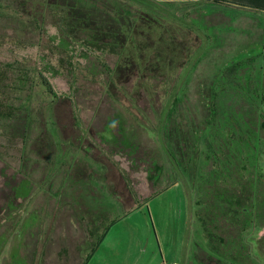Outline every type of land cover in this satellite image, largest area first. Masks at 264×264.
Here are the masks:
<instances>
[{
  "label": "rangeland",
  "instance_id": "374dc122",
  "mask_svg": "<svg viewBox=\"0 0 264 264\" xmlns=\"http://www.w3.org/2000/svg\"><path fill=\"white\" fill-rule=\"evenodd\" d=\"M201 2L180 3L183 11L189 9V24L171 30L173 44L159 48L148 62L141 56L140 63L120 66L115 55H104L106 72H117L110 86L106 74L95 78L88 72L94 58L62 59L46 45L22 50L5 41L0 47V62L16 63L22 78L41 74L56 95L47 93L41 80L29 86L21 81L18 95L0 88V264H81L82 259L86 264H217L192 214L193 198L175 167L180 156L174 148L192 137L191 128H205L219 69L263 43L264 16ZM48 31L57 34L53 27ZM159 59L169 75L154 71ZM253 62L247 66L255 79L261 64ZM140 65L159 78L139 77ZM234 70L226 72V83L236 78ZM31 95L35 121H40L32 123L27 140L22 124L9 129V108ZM220 130L232 137L227 127ZM148 152L141 163L139 155ZM153 165L162 167V181L150 180L147 170ZM261 165L264 169V156ZM20 184L33 194L15 199L9 211ZM10 214L22 216L17 233L16 219L6 221ZM263 235L264 228L254 238Z\"/></svg>",
  "mask_w": 264,
  "mask_h": 264
},
{
  "label": "trees",
  "instance_id": "16d2710c",
  "mask_svg": "<svg viewBox=\"0 0 264 264\" xmlns=\"http://www.w3.org/2000/svg\"><path fill=\"white\" fill-rule=\"evenodd\" d=\"M201 1H211L212 5H233L264 16V0H0V47L5 45V41L22 50L46 45L55 47L63 54L62 59H65L64 55L72 59L85 58L90 62L94 58L96 63L88 67V72L95 78L106 74L110 77L106 86H110L117 72L116 69L106 72L102 60L104 55H115L120 66L130 67L139 62L141 56H146L145 62H148L156 52L159 53V48L173 44L175 38L171 30L179 32L189 24V9L183 11L180 3ZM48 26L55 28L57 34L50 35ZM262 28L264 30V26ZM249 61L261 64L255 79L250 66H247ZM161 63L159 59L157 64L160 67H153L154 71L160 70L162 76L169 75L170 68L164 69ZM15 65L0 62V88L4 86L7 93L18 95L22 90L21 81L29 86L34 85L31 80H41L46 92L56 97L51 84L41 79V74L31 79L22 78V68L16 69ZM231 68L235 69L233 75L236 78L226 83L225 74ZM150 72L147 66H139V77L153 74ZM10 73L12 79L9 78ZM152 76L159 78L155 74ZM220 88L223 91H219ZM31 100L32 95L25 103L20 99L19 105L9 108V129L22 127L21 130L27 132V140L32 132V123L40 121H35ZM174 101L178 102L175 98ZM208 101L205 128L197 132L191 128L188 131L192 137L183 139L185 144L174 148L180 156L174 159L175 167L190 187L192 214L200 226L208 255L217 264H260L257 257L264 258V235L256 240L254 233L264 228V169L261 165L264 156V41L240 52L219 69ZM168 115L171 123L175 109ZM225 121H228V126H225ZM226 127L231 130L230 138L224 135L225 130H220ZM107 129L112 134V126H107ZM186 135L188 137L187 132ZM38 136L40 134L35 137ZM130 150L133 155V148ZM148 155L149 152L139 155L141 163H146ZM203 157L206 158L204 164ZM150 168L147 171L151 181L156 183L164 179L165 173L160 165ZM22 187L20 184L13 190L15 196L7 205L9 211L15 208V199L31 198L33 189L24 193ZM17 214L6 217V221L16 219V233L23 220ZM3 226L0 222V230ZM94 236L92 234V239ZM86 263L87 260L82 259L81 264Z\"/></svg>",
  "mask_w": 264,
  "mask_h": 264
},
{
  "label": "built area",
  "instance_id": "2783aa9c",
  "mask_svg": "<svg viewBox=\"0 0 264 264\" xmlns=\"http://www.w3.org/2000/svg\"><path fill=\"white\" fill-rule=\"evenodd\" d=\"M163 264H169V263H167V262H164ZM173 264H177V263H173Z\"/></svg>",
  "mask_w": 264,
  "mask_h": 264
},
{
  "label": "crops",
  "instance_id": "0c3cea01",
  "mask_svg": "<svg viewBox=\"0 0 264 264\" xmlns=\"http://www.w3.org/2000/svg\"><path fill=\"white\" fill-rule=\"evenodd\" d=\"M174 263H177V262H174ZM177 264H179V263H177Z\"/></svg>",
  "mask_w": 264,
  "mask_h": 264
}]
</instances>
